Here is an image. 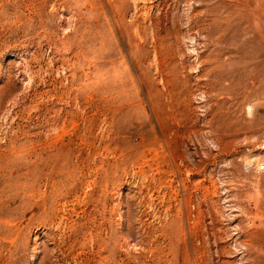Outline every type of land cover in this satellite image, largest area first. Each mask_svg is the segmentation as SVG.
<instances>
[{
	"label": "rangeland",
	"instance_id": "obj_1",
	"mask_svg": "<svg viewBox=\"0 0 264 264\" xmlns=\"http://www.w3.org/2000/svg\"><path fill=\"white\" fill-rule=\"evenodd\" d=\"M0 264H264V0H0Z\"/></svg>",
	"mask_w": 264,
	"mask_h": 264
}]
</instances>
